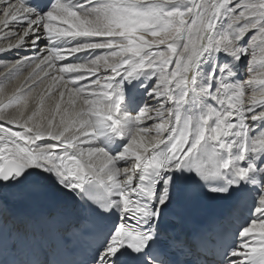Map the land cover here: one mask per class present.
Wrapping results in <instances>:
<instances>
[{
  "label": "snow or ice",
  "instance_id": "6c2138e0",
  "mask_svg": "<svg viewBox=\"0 0 264 264\" xmlns=\"http://www.w3.org/2000/svg\"><path fill=\"white\" fill-rule=\"evenodd\" d=\"M0 264H264V0H0Z\"/></svg>",
  "mask_w": 264,
  "mask_h": 264
},
{
  "label": "bare ground",
  "instance_id": "6f19581e",
  "mask_svg": "<svg viewBox=\"0 0 264 264\" xmlns=\"http://www.w3.org/2000/svg\"><path fill=\"white\" fill-rule=\"evenodd\" d=\"M0 70H2V69H0Z\"/></svg>",
  "mask_w": 264,
  "mask_h": 264
}]
</instances>
